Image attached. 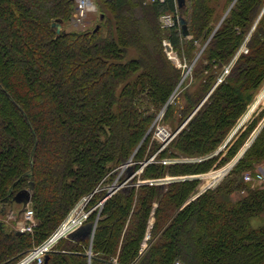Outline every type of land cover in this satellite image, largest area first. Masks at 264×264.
Here are the masks:
<instances>
[{
  "label": "trees",
  "instance_id": "obj_1",
  "mask_svg": "<svg viewBox=\"0 0 264 264\" xmlns=\"http://www.w3.org/2000/svg\"><path fill=\"white\" fill-rule=\"evenodd\" d=\"M93 3L95 24L67 30L76 0H0V207L13 208L33 182L36 222L18 233L15 221H0V264L20 261L80 200L93 194V207L110 186L101 184L155 154L133 179L177 178L121 187L90 214L94 223L99 213L92 240L61 238L41 264H264V225L251 224L264 215V184L244 180L264 162V126L216 186L194 198L201 180L185 178L230 163L263 116L236 129L264 83V0ZM165 13L173 26H163ZM165 41L192 66L174 95L184 69ZM160 112L178 120L174 132L194 113L164 148L148 133Z\"/></svg>",
  "mask_w": 264,
  "mask_h": 264
},
{
  "label": "rangeland",
  "instance_id": "obj_2",
  "mask_svg": "<svg viewBox=\"0 0 264 264\" xmlns=\"http://www.w3.org/2000/svg\"><path fill=\"white\" fill-rule=\"evenodd\" d=\"M95 8L91 9L90 10V13L87 17V20L86 22L84 23L83 25L81 24H78V23H75L74 21H71L70 24H66L65 25V29L67 30H72L74 28H81V27H91L95 24V22L97 21V18H98V15H99V11H97V7L96 5L94 4ZM76 26V27H75ZM173 50V49H172ZM240 53H247L248 52V48L246 46V42L240 47ZM167 52V51H166ZM239 52V51H238ZM237 52V53H238ZM168 54V57L177 65V66H182L183 67V78H182V81L180 82L179 86L177 89H175L173 95L175 94V92L178 90H181L183 87V83L184 81H187V78L191 77L190 75H192V66L190 67H187V65H185L183 62H181L180 58L178 57L176 51L173 50V52H167ZM236 58V57H235ZM185 85V84H184ZM173 95H171L172 97V102L175 101V99L173 98ZM264 112V83L262 84V86L260 87V89L258 90V92L256 93V96H255V100L254 102L252 103V105L250 106V109L248 110V112L244 115V117L241 119V121L239 122V125L236 129H238L239 127H241V130L244 129L246 127V125H248L254 118L260 116V114ZM172 123V124H171ZM264 123V113H263V116L259 118V123L256 127V129L252 132L251 134V137L249 138V140L246 142L248 143L250 141V139L252 138V136L261 128L262 124ZM179 123H178V120H177V123H175L174 125V122L172 121H163L162 120V114L161 112L158 113V116L156 117V119L154 120L153 124L151 125L150 129L148 130V133H151L153 138L155 137L156 139H159L161 141H164L165 138L162 140V138L159 136V135H156V133L158 134V128H165L167 129L170 134H174L175 132V127L178 126ZM183 125V124H182ZM181 125V126H182ZM158 136V137H157ZM162 147V145H161ZM156 156V154L154 155ZM152 156L151 158H149L148 160L150 162L152 161H156L155 160V157ZM180 159L181 160H192L193 158H188V157H181L180 156ZM165 161V160H164ZM179 161V160H177ZM169 162V161H168ZM149 163V162H148ZM147 163V164H148ZM263 163V162H262ZM134 163L133 162H129V165H125L123 166L124 168L122 170H120L114 177V180L112 183L114 182H117L119 184L122 183V180H120L121 177H124L123 180H127L129 184H131L132 182L136 183L137 185L139 184V181H142L144 183H146L145 181H149L150 179H140L141 177L139 176V178L135 181L133 178L135 176V174L138 172V175H140L142 173V169H136L135 166H133ZM225 168V167H224ZM224 168H221V169H211L210 171L208 172H205V173H200V174H192V175H200V178H202L203 181H201L200 185H199V190L201 188H205L206 186H211L212 184V187H214L215 183L218 182L220 180V182L222 181L221 179L223 178L222 175L224 174ZM217 170V171H215ZM223 170V173L220 174V171ZM212 171H215L213 172L212 174L206 176L205 178H203V175H207L208 173L212 172ZM216 177L217 180L210 183L209 182V178H213ZM161 178H164L165 179V183H168V181L173 180L174 178H177L176 176H172V175H169V174H165L164 177H161ZM166 180H168L166 182ZM219 182V183H220ZM108 182H105L104 184H101L100 187H105V186H108V185H111V184H107ZM210 184V185H209ZM239 195H242L241 193H238L236 195L239 196ZM81 201V200H80ZM79 201V202H80ZM78 202V203H79ZM78 203L76 205H78ZM75 205V206H76ZM74 206V207H75ZM15 210L17 209V211H14L16 213V216L14 219L12 220H9V221H15V227H17V223H18V219H20L18 213L20 214V216L22 215L21 214V209H22V206H20L19 204H15L12 206ZM91 207H87L86 205V209L89 210ZM71 212V211H70ZM70 214V213H69ZM7 217H8V214H7ZM129 218V217H128ZM97 220V218H96ZM127 221V220H126ZM154 221H155V218L153 217H150V220L148 222V225H147V229H146V233L144 235V238L142 239V243H141V246H140V253H143L146 251V249L148 248L149 246V243H150V240L152 238V229H153V226H154ZM86 223H91V222H88V220L86 221ZM94 223H97L96 221H94ZM124 223V222H123ZM251 224L253 227H259V226H262L264 225V215H258V216H253L251 218ZM97 227V225H96ZM82 236L78 237V238H81Z\"/></svg>",
  "mask_w": 264,
  "mask_h": 264
},
{
  "label": "built area",
  "instance_id": "obj_3",
  "mask_svg": "<svg viewBox=\"0 0 264 264\" xmlns=\"http://www.w3.org/2000/svg\"><path fill=\"white\" fill-rule=\"evenodd\" d=\"M76 1H77V9H76L73 21L75 23L83 25L84 22H85V18L87 16V13L91 9H93V5L90 4V0H76ZM160 1H164V0H160ZM161 20H162V24H163L164 27H170V26H173L175 24L174 18L172 16V14H170V13H165L164 15H162ZM166 43H169V42L165 41V44ZM228 72H229V67H227L225 69L224 73L227 74ZM221 80H222V78H219L218 81H221ZM175 133L174 134H172V133L170 134V132L167 129H165L163 127L162 128H158V134L156 133V135H159L162 139L165 138L164 141H161L159 139V137L157 136L158 140H160L162 142V148L167 146V144L174 138ZM225 145H226V143L222 147H224ZM185 161H188V160H185ZM165 162H166V160H165ZM144 163H145V161H143L142 168L145 166ZM127 164H129V163H127ZM198 176H200V175H198ZM163 180L165 181L164 178H158V179H151L148 182L150 184L165 183ZM244 180L245 181H253V182L264 184V162L258 164L256 169L253 172H245L244 173ZM167 181L168 180H166V182ZM170 181H172V180L170 179ZM170 181H168V182H170ZM145 182H147V181H145ZM139 183H144V182L139 181ZM217 183L218 182H216L215 185ZM127 184H128L127 180H125L121 184H119L117 182H114L112 185L106 187L107 188V193L109 191L115 193L117 191L116 189L118 188V186H120V185H124L125 186ZM212 185H211V187H212ZM107 193H106V196L101 201H99L96 205L91 207L89 210L86 209V205L88 204V202L91 199V196L93 194L84 197L78 203V205H76L72 209V211L70 212L68 217L62 222V224L52 234V236H50L46 241L42 242L40 245H38V246L34 247L33 249H31L28 252V254H26V256L24 258H22L20 261H18L15 264H30V263H32L34 261H36L38 264L43 263L46 254L51 250L53 245L59 239L67 237L71 232H73L76 229H78L79 227L87 224L86 221L88 220L90 214H92L93 211H95V210H99V209L101 210V208L103 206V203L106 201V199L114 194L113 193V194H111V195H109L107 197V195H108ZM100 210H99V212H100ZM74 213L78 214L79 222L75 223L74 226H72V227L70 226V223H69L68 226H67L68 228L66 230H64L65 227H63V226L69 222L71 215L73 216ZM24 217H25V223H24V225L20 226L19 229L22 230L23 232L32 231L33 227L36 224L35 215H34L33 209L28 207L26 209L25 213H24ZM98 217H99V213H98L97 219H98ZM78 218H77V220H78ZM96 222H97V220H96ZM89 253L91 254V252H89ZM175 264H179V263H175Z\"/></svg>",
  "mask_w": 264,
  "mask_h": 264
},
{
  "label": "water",
  "instance_id": "obj_4",
  "mask_svg": "<svg viewBox=\"0 0 264 264\" xmlns=\"http://www.w3.org/2000/svg\"><path fill=\"white\" fill-rule=\"evenodd\" d=\"M179 1V4L182 5L185 0H178ZM90 4L93 5V2L92 0H90ZM182 30L184 33H186V27L184 25V20H182ZM52 26L54 28H56V32L59 34L62 32V28H63V25L60 21L58 22H54L52 23ZM166 51L167 52H172V46L170 45V42L169 43H166ZM206 99V98H205ZM180 107V103L177 104V108ZM196 111V110H195ZM194 114V113H193ZM191 114L190 117L193 115ZM190 117L183 123V125L177 130V132L175 133V135L178 133V131H180V129L186 124V122L190 119ZM264 126V123L262 124L261 128L252 136V138L250 139V141L248 143H246V145L244 146L243 150L240 152V155L234 159V161H232L229 165L225 166L224 168V174L222 175L225 176L228 174V172L232 169V167L239 161V159L243 156V154L245 153V151L249 148V146L253 143V141L255 140V138L257 137L258 133L261 131V129L263 128ZM148 162H150L149 160L145 161L144 165H146ZM129 165V164H127ZM186 178V177H185ZM178 180V179H176ZM201 181H203L201 179ZM122 186L124 185H120L118 186V189H120ZM33 187H34V184L33 182H30L29 185L22 191L18 192L12 199L13 203H17V204H22L23 208H26L28 203L30 202V199H31V192L33 190ZM211 186H206L205 188H203L202 190H200L195 196H199L201 193H203L205 190L209 189ZM114 192H111L109 191L107 194V197L111 194H113ZM2 213L5 214L6 213V209L3 208L2 209ZM15 214V213H13ZM1 224V222H0ZM96 225L97 223H87L81 227H79L78 229H76L75 231L71 232L69 234V237L71 238H78L80 236L82 237H86V236H89L91 238V240L93 239V236H94V233H95V229H96ZM18 233H23L22 230H18L17 231Z\"/></svg>",
  "mask_w": 264,
  "mask_h": 264
},
{
  "label": "crops",
  "instance_id": "obj_5",
  "mask_svg": "<svg viewBox=\"0 0 264 264\" xmlns=\"http://www.w3.org/2000/svg\"><path fill=\"white\" fill-rule=\"evenodd\" d=\"M203 177H206V175H203ZM208 180H209V182H211L212 179L209 178ZM3 208L6 209V213L5 214L2 213V209ZM14 211H17V209L15 210L14 208H11V207L8 208V209L6 207H0V221L4 220V219L9 221V220H12L15 217H17L15 214H14V216L11 215L12 213H14ZM7 214H8V217H7ZM21 214L22 215L20 216V214L18 213L20 219H18L19 221L17 223V228H19L20 226L24 225V223H25L24 212H21Z\"/></svg>",
  "mask_w": 264,
  "mask_h": 264
},
{
  "label": "bare ground",
  "instance_id": "obj_6",
  "mask_svg": "<svg viewBox=\"0 0 264 264\" xmlns=\"http://www.w3.org/2000/svg\"><path fill=\"white\" fill-rule=\"evenodd\" d=\"M162 140H163V139H162ZM211 179H212V178H211ZM216 180H217V178L214 177L213 180H211L210 183H212V182H214V181H216ZM209 185H210V184H209ZM77 218H78V214H77V213H76V214L74 213L73 216L71 215L69 222L63 226V227H65L64 230H66V229L68 228L67 226H68L69 223H70V226H71V227L74 226L75 223H78V222H79V218H78V220H77Z\"/></svg>",
  "mask_w": 264,
  "mask_h": 264
}]
</instances>
